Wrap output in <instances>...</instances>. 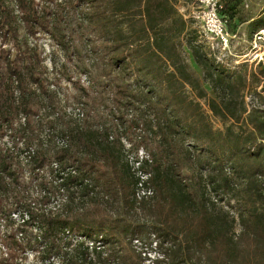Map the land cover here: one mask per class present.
Segmentation results:
<instances>
[{
    "label": "trees",
    "instance_id": "1",
    "mask_svg": "<svg viewBox=\"0 0 264 264\" xmlns=\"http://www.w3.org/2000/svg\"><path fill=\"white\" fill-rule=\"evenodd\" d=\"M13 1L19 14L0 0V136H8L10 143L0 145V216L5 224L15 225L14 233L38 253L41 263L52 264L56 255L63 259L61 264H104L72 247L62 251L61 233L68 234L64 223L38 214L35 201L42 198L48 204L54 187L61 191L81 187V196L82 190L88 191L86 183L81 186L84 176L50 153L81 140L120 160L124 152L120 136L132 129L147 151L148 158L138 164L145 178L140 181L122 159L120 169L133 187L132 205L148 217L124 220L119 214H104L79 219L80 225L98 242L108 237L121 250L128 243V251L121 255L126 264H143L130 242L150 235L169 242L167 256L173 264H264V108L246 110L243 104L246 90L264 104V61L249 67L238 63L230 69L214 62L191 27L192 20L183 17L173 0H84L82 16L95 24L107 54L106 90L115 94L107 112L115 136L107 139L109 128L81 129L64 119L52 101L46 102L45 97L56 98V90L41 89L37 69L42 59L24 51L30 49L26 36L44 32L57 48L69 47L68 21L58 23L53 17L46 30L42 19L48 11L33 0ZM219 14L233 33L227 26L228 0ZM250 18L243 19L248 21V34L264 28V10ZM131 74L133 80L126 82ZM40 110L62 122L59 136L64 146L42 141V127L52 128L54 123L43 121ZM210 117L222 127L212 128ZM16 140L21 143L19 151ZM52 161L60 168L73 166L75 173L59 176L50 171L49 180L39 177L36 169ZM139 181L144 193L137 196ZM34 184L39 191L35 200L28 194ZM11 213L23 220L15 222Z\"/></svg>",
    "mask_w": 264,
    "mask_h": 264
},
{
    "label": "rangeland",
    "instance_id": "2",
    "mask_svg": "<svg viewBox=\"0 0 264 264\" xmlns=\"http://www.w3.org/2000/svg\"><path fill=\"white\" fill-rule=\"evenodd\" d=\"M173 1L177 10L186 18L185 15L190 8L191 0ZM5 2L14 14H19L13 0H5ZM33 2L43 11H48L47 15L43 16L42 28L50 30L53 17L58 23H63L64 19L69 23V29L65 35V40H69V47L65 49L57 48L46 32L35 36H26V45L30 49L25 48L24 51L35 53L42 59L37 69L41 89L44 91L51 88L56 90V98L45 97L46 102L52 101V104L62 112L64 119L68 120L70 124L78 123L81 129L87 127L93 129L96 126L109 128L107 112L111 105V98L114 99L115 94L113 90H106L108 86H105V82L109 80L108 75L104 74L107 69L105 66L107 54L101 47L95 24L86 21L82 16V11L86 9L84 0H33ZM228 5L227 26L236 33V38L231 42L232 49L234 47L236 50H244L248 46L247 41L252 33L248 34L246 27L248 21H243V19L251 17L249 19L251 20L257 17L264 10V0H228ZM18 23L21 25L20 20ZM191 27L197 31L198 38L200 34L198 25L191 21ZM18 31L20 37L24 35L21 26ZM258 61H264V45L259 48L256 58L245 63L249 67L250 65L254 66ZM186 62L189 65L188 54ZM113 69L111 71H114ZM133 78L134 76L131 74L126 82L132 81ZM184 89L190 94L186 86ZM249 92L252 90H246L243 96ZM78 112L82 113L81 117H77L76 113ZM39 114L43 121L54 117L53 113L45 115L42 110L39 111ZM53 123L52 128L43 124L40 131V138L45 143L50 141L46 133L50 132L57 136L60 134L62 122L54 118ZM210 124L215 129L222 127V123L215 117H210ZM131 130L120 136L124 150L120 154V160L122 159V163L126 161L132 172L136 174L134 164L130 159L143 156L147 151L142 148V144L135 137V130ZM99 132V137L103 139L104 132L102 130ZM108 133L113 139L115 130L109 128ZM6 140L8 139L6 138ZM15 147L19 151L20 141L16 142ZM139 149L142 152H138ZM109 153L106 149L101 150L95 144H87L81 140L69 141L67 149H55L50 154L58 156L63 164L73 165L79 176H84L85 182H82L81 186L86 183L88 191L82 190L83 196H81L79 191L81 187H77V190L71 187L62 191L54 187L50 204H46L44 199L38 197V190L28 188V194L33 200L36 197L39 198L35 201L37 207L40 206L38 207L39 215H42L43 218L58 220L64 223L67 228L68 234L61 233L63 235L60 241L62 251L72 247L76 253L82 252L92 259H103L104 264H126L121 260V255L122 252L128 251V243L124 242V248L121 250L119 245L108 237L101 238L98 242L79 223V219L98 218L104 214H119L124 220H130L133 215L139 220L148 217L144 211L142 212L132 205L130 199L133 187L120 169L122 163L119 158L115 157V154ZM183 173L187 174V171H183ZM24 180H26L25 172ZM136 191L140 194V190ZM38 218L41 219L40 216ZM3 220L4 218L0 216V264H43L38 253L30 249L27 246L28 243L26 244L18 234L14 233L15 225H7ZM237 229L238 226L235 225V230ZM90 246H93V249H90ZM130 246L140 253L143 264H173V261L167 256L170 245L166 240L153 238L150 235L147 239L131 241ZM61 254L63 255V253ZM51 261L52 264H61L63 259L54 255Z\"/></svg>",
    "mask_w": 264,
    "mask_h": 264
},
{
    "label": "built area",
    "instance_id": "3",
    "mask_svg": "<svg viewBox=\"0 0 264 264\" xmlns=\"http://www.w3.org/2000/svg\"><path fill=\"white\" fill-rule=\"evenodd\" d=\"M223 2L224 0H191L190 8L185 16L198 25L200 32L198 40L210 49L214 62L222 64L224 67L230 69L238 63H244L257 57L259 48L264 45V28L258 29L252 33L246 49L240 51H237L234 47L232 49L231 42L232 39L236 38V33L229 32L226 29L225 19L219 14V9L221 8ZM243 104L246 110L251 108H264V104L260 101L259 97L250 92L243 96ZM76 115L77 117H81L82 113L78 112ZM18 119V121L21 122L23 117L20 116ZM46 135L47 138H49L56 146L59 147L65 145V140L61 136L53 135L50 132L46 133ZM6 138L8 139V136L6 135L0 136V145L9 147L10 143L6 140ZM108 138H111L110 133ZM32 149L33 145L29 147L28 152H32ZM138 152H142L141 149H139ZM25 153L27 152L22 154ZM147 158L148 155L144 154L143 156L141 155L130 159L132 160L131 163L134 164L135 172L140 181L145 178V175L138 169V164L141 160ZM60 167L59 163L52 161L47 166L36 169V173L39 177L42 175L46 180L51 178L50 171L52 173H57L59 176L75 173V168L73 166H66L64 168ZM140 181L137 183L138 190H140V194H143L144 191ZM33 189L38 190L35 184ZM136 195H139L138 192H136ZM50 203H52L51 197L49 204ZM11 217L15 220V222L23 220L15 213H11ZM23 217L25 218L26 216L23 215Z\"/></svg>",
    "mask_w": 264,
    "mask_h": 264
},
{
    "label": "crops",
    "instance_id": "4",
    "mask_svg": "<svg viewBox=\"0 0 264 264\" xmlns=\"http://www.w3.org/2000/svg\"><path fill=\"white\" fill-rule=\"evenodd\" d=\"M190 58V57H189ZM191 60V59H190ZM192 63H190V65H191Z\"/></svg>",
    "mask_w": 264,
    "mask_h": 264
}]
</instances>
